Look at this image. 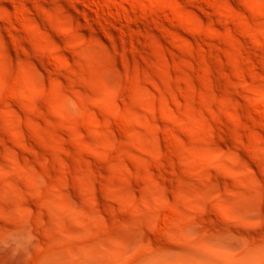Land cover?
Masks as SVG:
<instances>
[{"label": "rangeland", "instance_id": "374dc122", "mask_svg": "<svg viewBox=\"0 0 264 264\" xmlns=\"http://www.w3.org/2000/svg\"><path fill=\"white\" fill-rule=\"evenodd\" d=\"M0 264H264V0H0Z\"/></svg>", "mask_w": 264, "mask_h": 264}]
</instances>
